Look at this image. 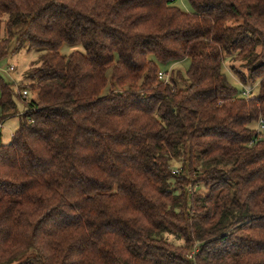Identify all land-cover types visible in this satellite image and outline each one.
<instances>
[{
	"label": "trees",
	"instance_id": "16d2710c",
	"mask_svg": "<svg viewBox=\"0 0 264 264\" xmlns=\"http://www.w3.org/2000/svg\"><path fill=\"white\" fill-rule=\"evenodd\" d=\"M178 1L0 0V264H264V0Z\"/></svg>",
	"mask_w": 264,
	"mask_h": 264
},
{
	"label": "rangeland",
	"instance_id": "374dc122",
	"mask_svg": "<svg viewBox=\"0 0 264 264\" xmlns=\"http://www.w3.org/2000/svg\"><path fill=\"white\" fill-rule=\"evenodd\" d=\"M176 5L187 13H193L194 9L191 7L189 0H179ZM75 51L84 52V48L82 45H69L64 44L60 52L63 55H69ZM46 50L40 49V50H29L27 48L22 49L21 51L14 53L10 56H8L6 59L2 60L0 62V76L4 78V80L10 84H14L13 87H15L17 90H22V85L26 83V75L30 69V66L32 63L37 62L41 55L44 54ZM190 65L189 60H184L182 62H177L171 66L162 67L163 71H181L183 75L186 74V71L188 70ZM14 67V71H10L9 68ZM171 69V70H170ZM224 71L229 79V81L237 88L241 89L242 86L240 83L235 79V77L232 75V73L229 71L227 67L224 68ZM258 89L255 88L253 94H257ZM17 103V111L18 114L16 116H13L12 118H9L3 122L0 120V137H1V143L7 144L11 141L13 134L19 127L20 118L19 115L23 114L26 111V105L24 102L19 101L16 99ZM20 260L14 262L13 264H18Z\"/></svg>",
	"mask_w": 264,
	"mask_h": 264
},
{
	"label": "built area",
	"instance_id": "2783aa9c",
	"mask_svg": "<svg viewBox=\"0 0 264 264\" xmlns=\"http://www.w3.org/2000/svg\"><path fill=\"white\" fill-rule=\"evenodd\" d=\"M9 70H10V71H14L15 68H14V67H10ZM159 78H160L161 80L168 81V80H169V74H168L167 72L161 71V72L159 73ZM249 94H250V91L246 90L245 95H246V96H249ZM23 95H24V96H27L28 93L25 91V92L23 93ZM196 252H197V246L194 248L193 252L189 255V258H190V259H193L194 256H195V253H196Z\"/></svg>",
	"mask_w": 264,
	"mask_h": 264
}]
</instances>
